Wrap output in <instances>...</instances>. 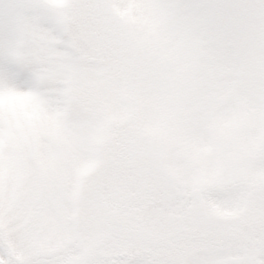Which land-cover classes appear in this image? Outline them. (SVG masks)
Here are the masks:
<instances>
[{
    "label": "snow or ice",
    "instance_id": "6c2138e0",
    "mask_svg": "<svg viewBox=\"0 0 264 264\" xmlns=\"http://www.w3.org/2000/svg\"><path fill=\"white\" fill-rule=\"evenodd\" d=\"M0 264H264V0H0Z\"/></svg>",
    "mask_w": 264,
    "mask_h": 264
}]
</instances>
